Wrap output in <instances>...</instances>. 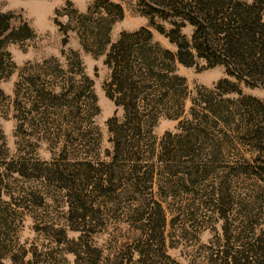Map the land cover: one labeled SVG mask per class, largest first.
I'll return each mask as SVG.
<instances>
[{
	"label": "rangeland",
	"instance_id": "rangeland-1",
	"mask_svg": "<svg viewBox=\"0 0 264 264\" xmlns=\"http://www.w3.org/2000/svg\"><path fill=\"white\" fill-rule=\"evenodd\" d=\"M96 1L0 0V13L11 15L14 25L26 23L33 32L30 41L6 47L10 65L0 81V133L6 155L1 166L2 264H136L141 257L137 251L148 246L133 231L130 216L137 204L128 200L126 188L120 192L119 187L114 194L93 193L99 178L93 170H102L100 165L108 166L111 161L107 122L116 110L104 93L110 76L104 55L121 34L142 28L149 29L155 41L174 53L176 47L150 27V22L168 34L178 20L153 13L147 0H108L122 8L123 16L111 25L105 47H94L91 38H84V49L75 32L76 25L68 24L65 16L72 11L85 14ZM104 15L101 10L99 16ZM179 33L190 42L193 28L183 24ZM71 53L78 57L83 77L91 82L97 114L89 119L84 112L78 115L79 110L74 107V115L59 107L43 108L36 113L37 92L45 89L60 95L67 88L64 81L48 78L46 75L54 66L44 67L42 63L54 59L63 68ZM176 73L185 79L190 93L211 91L222 80H228L242 97L253 98L264 106V86L228 79L221 66L209 68L203 60L195 59L193 66L178 65ZM73 80L78 82L80 77L74 76ZM229 99L238 101L239 97L231 95ZM249 105L250 108L232 117L234 124L222 123L205 130L214 147L206 144L197 154L201 168L208 171L195 186L187 191L181 186L183 181L179 176L154 178L151 193L170 195L163 204L170 211L166 216L163 249L176 264H209L210 260L214 261L211 264H224L226 254L246 257L249 264H264V243H261L264 241V175L257 169L262 167L264 154L259 155L252 141L257 133L264 141V112L253 102ZM188 106L186 102L185 110ZM117 118L120 119L119 111ZM176 125L159 119L150 136L154 141L145 137L141 146L145 149L154 142L156 147L166 134L178 132ZM188 157L181 161L185 163ZM150 164H157L156 172H159L155 160ZM85 180H89L88 186L81 190ZM101 186L111 189L106 181ZM150 191L145 192L143 199H149ZM75 194H79V204L68 198ZM216 195L222 197V203L216 202ZM219 208L222 214L217 212ZM81 213L91 218L73 219ZM172 219L175 221L170 226ZM77 224L86 225L92 234L81 236L72 231ZM151 248L160 247L153 244ZM231 262L230 259L226 264Z\"/></svg>",
	"mask_w": 264,
	"mask_h": 264
},
{
	"label": "trees",
	"instance_id": "trees-1",
	"mask_svg": "<svg viewBox=\"0 0 264 264\" xmlns=\"http://www.w3.org/2000/svg\"><path fill=\"white\" fill-rule=\"evenodd\" d=\"M147 1V6L153 13L166 14L168 18L178 20L173 23L175 29L168 34H164L160 27L150 22V27L164 35L176 47V51L172 53L161 46L147 28L123 33L115 43L109 45L104 55V65L109 69L110 76L104 85V93L116 108L114 116L107 122L111 143L108 156L111 161L108 166L101 164L102 170H93L94 175L99 176L93 193L100 191L102 193L97 194H114L124 187V193L130 198L128 200L137 204L136 210L130 216L131 224L133 231L138 234L137 237L143 238L148 246L137 251L141 257L136 264H176L163 249L166 242V216L170 212L164 209L163 204L170 195L160 192L155 196L151 193L154 178L161 175L168 178L179 176L183 181L181 186L188 191L207 175L208 169L201 168L202 161H198L197 155L206 144L214 147L205 130L222 123L229 126L234 124L232 117L250 108L249 102L257 104L264 112L261 103L250 97H242L236 86L228 80H222L211 91L198 90L190 93L185 79L177 75L176 67L193 66L194 60L199 59L209 68L223 67L228 79L249 86H264V0H251L250 3L245 0ZM102 6H107L108 9ZM101 10H104L105 17L99 16ZM98 16L97 19L93 18ZM122 16L123 11L119 5L108 0H97L85 14L72 11L65 18L68 24L76 25L75 32L85 49L84 38H91L94 47H105L109 43L111 25ZM183 24L193 28L190 42L179 33ZM32 38L33 32L26 23L14 25L11 15L0 13V81L10 65L6 47L11 43L30 41ZM65 44L66 41L63 40L62 45ZM70 56L63 68L54 59L42 63L44 67L53 65V70L46 76L52 80L64 81L67 88L60 95H54L45 89L42 93L37 92L36 113L43 108L55 110L54 108L59 107L74 115V107L78 108V115L84 112L89 119L91 115L97 114L90 89L91 82L83 77L78 57L73 53ZM74 76H79L80 80L75 82ZM231 95H237L239 100L229 99ZM62 99L66 101L60 105L54 104ZM186 102L189 103L187 110ZM92 111L93 114H90ZM118 111L120 119L117 118ZM159 119L176 122L178 132L174 135L166 134L156 147L153 142L151 146L143 149L142 141L145 137L152 140V129ZM252 141L257 145L259 155H263L264 141L258 133ZM187 155L188 161L182 162L181 159ZM5 158L0 133V195L1 166ZM153 160L158 163L159 172H156L157 164L148 165ZM261 166L257 169L264 175V161ZM88 181L81 184V190L88 186ZM104 181L108 183L107 188L111 189L102 188ZM122 191L123 189L120 190ZM148 191L149 199H143ZM216 196V202L222 203V197ZM68 198L74 204L79 202V194L74 197L68 195ZM93 204L92 202L91 205ZM81 206L84 207V204ZM75 209L79 210L78 207ZM217 212L222 214L223 211L219 208ZM88 218L91 217L86 213L73 217L78 221ZM173 221L175 219L170 221V226ZM72 231L81 236L92 234L86 225H78ZM153 244L159 245V250L152 249ZM1 259L0 257V264ZM230 259L231 264H249L246 257L234 258L227 254L223 257V263L226 264ZM211 263L214 261L210 260L209 264Z\"/></svg>",
	"mask_w": 264,
	"mask_h": 264
}]
</instances>
